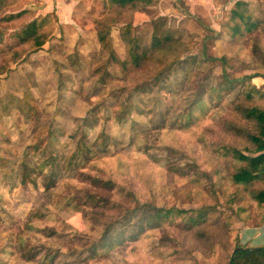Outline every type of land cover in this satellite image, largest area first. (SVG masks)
Listing matches in <instances>:
<instances>
[{"label": "rangeland", "instance_id": "1", "mask_svg": "<svg viewBox=\"0 0 264 264\" xmlns=\"http://www.w3.org/2000/svg\"><path fill=\"white\" fill-rule=\"evenodd\" d=\"M185 1L148 0L137 7L132 19L146 46L153 31L172 40L127 74L108 63L95 38L92 17H101L111 0L83 1L73 15L66 14L67 20L55 8H45L44 0H6L0 8V158L10 163L0 168V249L6 233H17L32 211L49 213L44 220L35 218V224L55 228L50 236L25 233L32 258L0 254L4 264H229L240 225L263 219L264 199L259 204L254 197L264 191V173L244 189L231 176L238 163L211 144L235 142L220 122L229 115L226 103L195 109L187 126H161L160 112L168 109V119H173L186 110L198 85L222 89L223 75L257 74L251 83L264 85L259 76L264 74V0H244L256 29L235 36H230L228 19L237 0H212L208 6L201 1L192 11ZM41 17L46 18V42L41 47L21 42L16 33ZM118 26L111 30V41L122 57ZM172 59L177 61L164 82L132 92L134 84ZM105 61L112 76L101 83L93 68ZM126 102L131 113L117 118ZM53 130L58 158L44 175L38 174L41 154L30 146ZM77 141L93 155H79L69 163ZM96 177L115 186L94 184ZM87 193L93 198H82L79 210L65 205V197L76 201ZM153 207L172 211L141 231L132 220L125 232L138 233L136 238L89 257L87 248L99 224L127 209L144 217ZM194 216L198 219L190 224L188 218ZM51 250L54 254L41 262Z\"/></svg>", "mask_w": 264, "mask_h": 264}, {"label": "trees", "instance_id": "2", "mask_svg": "<svg viewBox=\"0 0 264 264\" xmlns=\"http://www.w3.org/2000/svg\"><path fill=\"white\" fill-rule=\"evenodd\" d=\"M147 1L148 0H111V3L108 5L103 15L101 17L95 16L92 19L96 41L99 47L104 52H107L108 63L115 62L119 70L124 74H127L129 71L140 69L145 62L148 63L150 61L154 52L166 50L172 40L169 34L160 36L153 31L151 33L149 45L146 46L137 35L132 19L133 13L139 5H145ZM5 4H7L6 0H0V8ZM113 5L117 7H113ZM232 6L228 19L229 22H231V25L228 27L230 36H235L245 31L247 32L246 34L252 33L256 27L251 19L252 17L248 13L247 3L244 0H237ZM125 11L130 14L128 18L126 17L127 13ZM14 16L15 15H10V17ZM45 23V17H41L39 20L35 18L28 22L16 33V35H18L19 40L23 43L31 41L34 46L41 47L47 40V35L43 29ZM116 24H119L117 27V36L123 46L122 57L114 50L111 41V30ZM254 38L255 41H257V37ZM68 58L70 60L72 55H69ZM107 61L93 68V73L99 77L101 83L108 81L112 76L106 67ZM176 61L177 59L170 60L164 69L162 68L158 71L154 70L155 74H152V76L145 80L138 81V83L133 85L132 92L139 94L153 84L164 82ZM63 67L65 68L66 65ZM255 76L258 75L250 74L236 78H228L226 75H223L225 84L222 89H215L212 86L206 87L203 83L198 85L196 88V96L188 104L186 110L184 109V111L177 113L173 119H168V109L160 112L161 126L168 124L174 126L177 123L180 126H187L190 122H193V112L195 109L205 111L210 105L217 104L220 106L226 103L229 115L227 117L222 116L220 122L222 123L225 133L229 134L231 139H234L235 142L221 139L211 144L218 150H221L220 153L222 155L238 163L237 165L234 164L235 169L231 176L235 182L241 183L244 189H247L252 184L253 180H260L261 175L264 173V85L258 87L251 83L250 79ZM259 76L264 79V74ZM237 84H240L239 87H242L230 101L228 100L226 102V96L236 88ZM102 104L103 105H100L101 108H103L106 103L103 102ZM132 108V105L128 106L126 102L124 106L119 109L116 117L119 118L121 113V117H127L131 113ZM56 132V130L49 132L48 137L45 139L46 141L44 139H37V141L30 146V148L38 150L41 154V159L36 166V172H38V174L44 175L45 169L54 166L58 158V153H55L56 150L53 145L55 141L52 142L53 139L56 140ZM241 141L242 145L240 144ZM242 150H245L246 153ZM91 152V148L87 147L83 142L77 141L71 151L68 162L70 163L72 158L75 159V157L79 155L86 158L91 157L93 155ZM8 164H10L9 161L0 158V168H5ZM179 169L182 170V172L185 170L182 166H180ZM30 181L32 182V180ZM92 181L94 184H102L111 187L115 186V183L110 179H100L96 177L92 178ZM52 185L53 183H47L46 187H51ZM84 197L89 199L93 198L90 193L79 197L76 201H73L75 197H71V199L65 197V205L79 210V206L83 205L81 199ZM254 198H257L260 204L264 199V191L261 190ZM153 209L152 213L145 214L144 217L139 215L138 212L135 213L133 209H127V212L123 216L105 222L102 225L99 224L96 233L97 237H94V240L87 248L89 257L93 259L104 255L124 241L136 238L138 233L131 232L127 234L125 232V226L130 224L132 220H134L133 222L137 225L138 230L141 231L146 225L153 227L158 224L159 220H165L167 218L166 216L172 211L170 209L163 210L155 207H153ZM39 212L40 211L37 210L32 211L29 214L28 220L21 225L17 233H6L5 243L0 249V254L7 256V254L20 253L27 261L32 258V248L27 247L28 238L25 236V233L36 231L45 236H50L55 231L53 226L34 223L35 218L38 217L44 220L49 215V213ZM176 212H180V210H176ZM197 219L198 216L189 217L188 222L193 224L196 223ZM261 221H264V217ZM197 233L200 237H205L206 235L203 231ZM232 245V260H229V264H264V246H240L238 233ZM53 254V250L45 253L41 258V262H43L44 259L50 258L49 256ZM0 264H4L1 257Z\"/></svg>", "mask_w": 264, "mask_h": 264}, {"label": "crops", "instance_id": "3", "mask_svg": "<svg viewBox=\"0 0 264 264\" xmlns=\"http://www.w3.org/2000/svg\"><path fill=\"white\" fill-rule=\"evenodd\" d=\"M83 1L84 4L88 3V0H52V1H47V6L45 8H49V9L55 8L56 9L55 12L60 14L61 19L67 20L66 14L73 15L75 8H78L79 6L82 7ZM96 1L99 3V0ZM200 2L203 5L208 6V4H211L212 0H186L185 4L187 5L190 4L189 6L190 8L194 4L196 5V3L198 4ZM190 11H192L191 8ZM95 16L96 15H94L93 17ZM238 237H239L240 246H246V247L264 246V221H259L256 223H245L240 225Z\"/></svg>", "mask_w": 264, "mask_h": 264}, {"label": "built area", "instance_id": "4", "mask_svg": "<svg viewBox=\"0 0 264 264\" xmlns=\"http://www.w3.org/2000/svg\"><path fill=\"white\" fill-rule=\"evenodd\" d=\"M44 1H52V0H44Z\"/></svg>", "mask_w": 264, "mask_h": 264}, {"label": "water", "instance_id": "5", "mask_svg": "<svg viewBox=\"0 0 264 264\" xmlns=\"http://www.w3.org/2000/svg\"><path fill=\"white\" fill-rule=\"evenodd\" d=\"M230 260H232V256H231V259Z\"/></svg>", "mask_w": 264, "mask_h": 264}]
</instances>
